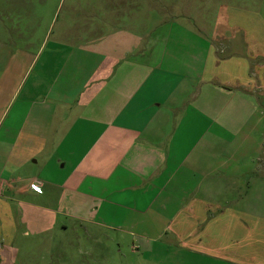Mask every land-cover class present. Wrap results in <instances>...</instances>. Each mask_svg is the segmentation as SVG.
Returning a JSON list of instances; mask_svg holds the SVG:
<instances>
[{
  "label": "crops",
  "instance_id": "obj_1",
  "mask_svg": "<svg viewBox=\"0 0 264 264\" xmlns=\"http://www.w3.org/2000/svg\"><path fill=\"white\" fill-rule=\"evenodd\" d=\"M179 21L83 37L79 55L66 47L68 67L40 73L27 96L17 95L23 72L10 85L4 74L0 264L31 262L26 251L49 235L78 244L74 229L169 236L207 257L264 264L259 37L248 44L244 26L224 19L202 58L201 37Z\"/></svg>",
  "mask_w": 264,
  "mask_h": 264
},
{
  "label": "rangeland",
  "instance_id": "obj_2",
  "mask_svg": "<svg viewBox=\"0 0 264 264\" xmlns=\"http://www.w3.org/2000/svg\"><path fill=\"white\" fill-rule=\"evenodd\" d=\"M174 18L180 20L181 29L191 30L201 37L198 45L202 50V58L210 35L214 30H222L221 22L224 19L231 25L244 26L248 44L253 38L259 37L257 48L259 52H264V0H0V81L7 74L10 85L17 74L23 72V84L17 95L27 96L33 80L40 79V73L41 78L47 79L51 67L54 68L52 74L59 67H68L70 60L65 54L69 49L66 47L71 45V48L77 49L82 45L83 37L92 39L98 34L106 35L117 27L129 26L139 33L141 30L143 32L141 25L147 29L162 27L165 30H177L170 23ZM104 19L108 22L102 24ZM163 21L168 22L167 26H164ZM63 78L64 74L61 80ZM49 85L43 90H48ZM260 136L264 140V131ZM68 220L58 216L56 221ZM82 232L83 237L79 241L76 234ZM89 232L90 235L86 236L85 230L74 229L73 242L79 243L73 245L64 243V239L57 235L53 240H50L51 235L47 238L37 236V239L41 237L47 242L32 249L29 247L26 253L30 251L32 261L24 264H37L39 261V264L243 262H227L191 252L186 245L169 236L150 241L139 240L123 231L99 230L96 233L89 229ZM218 240V244L223 241ZM254 247L259 248V244ZM251 259L248 258L242 264L261 262L259 257L249 262Z\"/></svg>",
  "mask_w": 264,
  "mask_h": 264
},
{
  "label": "built area",
  "instance_id": "obj_3",
  "mask_svg": "<svg viewBox=\"0 0 264 264\" xmlns=\"http://www.w3.org/2000/svg\"><path fill=\"white\" fill-rule=\"evenodd\" d=\"M32 189H33L35 192H39V191H41V189L38 188V187L35 186V185L32 186ZM1 193H2V187H1V185H0V195H1Z\"/></svg>",
  "mask_w": 264,
  "mask_h": 264
}]
</instances>
